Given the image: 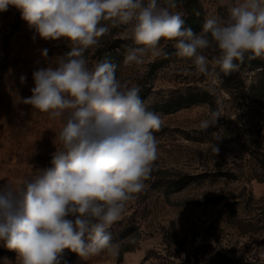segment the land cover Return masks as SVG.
Returning a JSON list of instances; mask_svg holds the SVG:
<instances>
[{"label":"rangeland","instance_id":"1","mask_svg":"<svg viewBox=\"0 0 264 264\" xmlns=\"http://www.w3.org/2000/svg\"><path fill=\"white\" fill-rule=\"evenodd\" d=\"M176 2L185 28L200 33L208 16L227 18L238 0ZM174 43L162 39L160 56L126 66L124 54L136 45L119 27L85 53L90 66L107 55L117 77L140 86L141 99L163 124L154 132L151 179L110 229L118 255L80 257L65 249L60 264H264V59L246 57L228 76L218 68L204 75L175 56ZM69 50L63 39H41L15 7L0 12V187L53 167L60 122L23 100L32 95L33 73L54 67ZM202 54L211 60L219 51L213 46ZM216 110L222 116L201 130ZM0 264H18L17 253L2 243Z\"/></svg>","mask_w":264,"mask_h":264},{"label":"clouds","instance_id":"2","mask_svg":"<svg viewBox=\"0 0 264 264\" xmlns=\"http://www.w3.org/2000/svg\"><path fill=\"white\" fill-rule=\"evenodd\" d=\"M9 7L41 39H63L70 50L54 67L33 73L32 95L23 100L60 122L55 140L61 147L52 168L0 187V243L17 253L18 264H60L65 249L80 257L118 255L110 229L151 179L158 159L154 132L163 121L146 107L138 84L117 77L107 55L90 66L85 53L123 27L136 45L124 54L126 66L160 56L163 39L175 41V56L191 60L196 73L218 68L228 76L246 57L264 59V0H238L227 18L208 16L200 33L185 28L183 14L173 11L176 0H0V12ZM213 46L219 54L209 60L202 53ZM220 116L213 111L201 130ZM128 242L136 243L134 237Z\"/></svg>","mask_w":264,"mask_h":264},{"label":"trees","instance_id":"3","mask_svg":"<svg viewBox=\"0 0 264 264\" xmlns=\"http://www.w3.org/2000/svg\"><path fill=\"white\" fill-rule=\"evenodd\" d=\"M195 3H197V0H193Z\"/></svg>","mask_w":264,"mask_h":264}]
</instances>
